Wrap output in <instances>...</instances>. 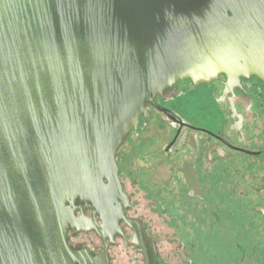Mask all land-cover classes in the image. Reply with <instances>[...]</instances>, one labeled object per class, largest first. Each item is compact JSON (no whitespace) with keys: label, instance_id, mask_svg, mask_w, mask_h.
Returning <instances> with one entry per match:
<instances>
[{"label":"water","instance_id":"obj_1","mask_svg":"<svg viewBox=\"0 0 264 264\" xmlns=\"http://www.w3.org/2000/svg\"><path fill=\"white\" fill-rule=\"evenodd\" d=\"M221 73L264 83V0H0V264H110L68 230L120 220L158 264L117 153L151 107L178 121L166 90Z\"/></svg>","mask_w":264,"mask_h":264},{"label":"flooded vegetation","instance_id":"obj_2","mask_svg":"<svg viewBox=\"0 0 264 264\" xmlns=\"http://www.w3.org/2000/svg\"><path fill=\"white\" fill-rule=\"evenodd\" d=\"M157 102L179 118L173 121L157 108L149 109L151 117L156 110L176 125L163 148L164 163L168 165L177 157L175 164L180 174L176 180L187 184L186 187L180 185L182 188H192L187 191L188 197L197 199V207L201 208L195 212L199 214L198 232L190 243L198 264L202 258L199 254L202 253L199 231L202 213L209 216L211 264H264V83L256 76L230 80L222 73L205 82L196 83L188 78L166 90ZM140 120L144 122L145 118ZM145 126L132 131L127 138L139 134ZM121 147L117 162L123 191L129 198L128 206L123 207L125 215L145 223L147 235L156 242L158 264H171L169 255L160 252L159 240L143 212L146 208L152 212L157 207L144 206L135 197L144 191L137 183L141 178L122 161ZM164 188L167 193V186ZM153 200L148 199V202ZM75 205L77 216L95 218L98 225H104L91 203L77 200ZM159 205L163 214L175 211L169 204L161 202ZM103 231L101 227L100 232ZM108 231L112 237L104 240L95 230L78 232L69 228L68 242L74 249H90L94 256L106 251L110 264H143V253L135 244L132 227L120 220L116 226H108ZM80 235L84 239L73 240ZM186 247L183 241L178 246L182 252ZM184 259L187 264L192 262L189 252Z\"/></svg>","mask_w":264,"mask_h":264},{"label":"rangeland","instance_id":"obj_3","mask_svg":"<svg viewBox=\"0 0 264 264\" xmlns=\"http://www.w3.org/2000/svg\"><path fill=\"white\" fill-rule=\"evenodd\" d=\"M173 105L177 107L176 101ZM153 111L145 128L139 134L131 135L125 140L119 155L125 165H130L136 174L140 175L141 179L137 183L147 193L145 196L144 191L139 192L135 197L144 206L149 207L152 204L155 208L157 207L152 212L148 208L143 212L159 240L160 252L169 255L171 264H187L184 258L186 252H189L192 259L190 264H198L197 256L190 243L194 241L195 234L198 232L196 221L199 214L195 212L201 208L197 207V199L188 197L187 191H191L192 188H182L181 186L186 187L187 184L176 180L177 175L180 174L175 164L177 157L173 158L168 165L164 163L166 156L163 148L166 140L173 135L176 125L171 124L164 114ZM165 186H167V193L164 191ZM148 199L154 200L149 203ZM161 202L169 204L175 211L163 214L159 210ZM208 217V214L200 215L202 220L199 226L202 239L200 251L202 253L199 254H202V258L199 259V264H211L210 251L213 248L209 246ZM180 238L187 244L183 252L178 248L182 242ZM218 253L220 254L219 250Z\"/></svg>","mask_w":264,"mask_h":264}]
</instances>
